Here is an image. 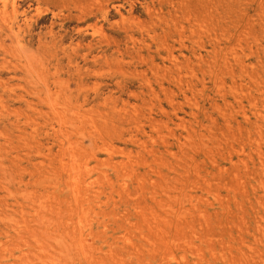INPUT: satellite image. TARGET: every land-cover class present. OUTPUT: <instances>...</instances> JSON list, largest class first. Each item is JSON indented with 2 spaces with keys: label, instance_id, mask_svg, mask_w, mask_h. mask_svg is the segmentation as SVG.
<instances>
[{
  "label": "rangeland",
  "instance_id": "rangeland-1",
  "mask_svg": "<svg viewBox=\"0 0 264 264\" xmlns=\"http://www.w3.org/2000/svg\"><path fill=\"white\" fill-rule=\"evenodd\" d=\"M0 264H264V0H0Z\"/></svg>",
  "mask_w": 264,
  "mask_h": 264
}]
</instances>
